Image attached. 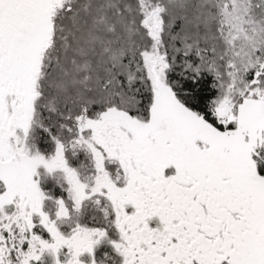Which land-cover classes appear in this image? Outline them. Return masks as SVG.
Returning a JSON list of instances; mask_svg holds the SVG:
<instances>
[{
	"label": "snow or ice",
	"instance_id": "6c2138e0",
	"mask_svg": "<svg viewBox=\"0 0 264 264\" xmlns=\"http://www.w3.org/2000/svg\"><path fill=\"white\" fill-rule=\"evenodd\" d=\"M0 264H264V0H0Z\"/></svg>",
	"mask_w": 264,
	"mask_h": 264
}]
</instances>
